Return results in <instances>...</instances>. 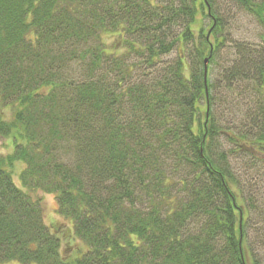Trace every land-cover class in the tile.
<instances>
[{
  "label": "trees",
  "instance_id": "obj_1",
  "mask_svg": "<svg viewBox=\"0 0 264 264\" xmlns=\"http://www.w3.org/2000/svg\"><path fill=\"white\" fill-rule=\"evenodd\" d=\"M235 1L264 28V0ZM216 2L0 0V105L13 108L0 136L14 148L0 153V264H264L247 246L249 227L264 245V94L250 123L261 134L232 138L258 172L241 176L213 150ZM199 14L216 43L202 29L196 41ZM187 45L189 65L164 61ZM247 75L264 88L250 51L226 71ZM27 190L55 194L71 227L47 224Z\"/></svg>",
  "mask_w": 264,
  "mask_h": 264
},
{
  "label": "rangeland",
  "instance_id": "obj_2",
  "mask_svg": "<svg viewBox=\"0 0 264 264\" xmlns=\"http://www.w3.org/2000/svg\"><path fill=\"white\" fill-rule=\"evenodd\" d=\"M158 1L166 4L170 0ZM257 1L259 2L260 0ZM216 9L218 15L223 20L222 24L224 29L221 40H224V42L220 52L217 54L216 61L213 64L208 63V82L213 85V90H210V93L216 97L215 103L217 101L213 108L211 106L209 108L217 120L218 128L223 133L213 142V150L215 153H225L234 170L238 171L241 176L247 175L250 177V174L256 175L258 172L249 170L246 173L247 170H244V168L247 167V164H250V160L240 150L242 142L234 143L232 138H236L237 135L246 131L252 137H257L261 134V130L256 125L252 126L250 123H252V109L260 99L261 92L264 94V88L259 91L256 82L249 80L247 78L248 75L246 79H234L232 82H229L226 77V71L233 66L238 67L241 65L242 55L245 51H250L251 55L257 61L261 59L264 61V41L262 39L264 28L258 23L257 19L248 14L235 0H217ZM210 24V18H204L200 14L197 16L196 24L192 27L196 33L197 42L199 41V34L202 29L209 37V40L212 43H216L215 34L211 30ZM174 31L180 32L181 28L175 26ZM115 40L116 37H109L107 41L111 44ZM191 48L190 45H187L186 52L183 47L175 48L170 55L164 57V61H172L181 57L189 65L191 61ZM206 109L208 110V103L203 101L202 113L200 115L203 123L205 122ZM0 113L6 120H11L13 117V108L0 105ZM228 133L233 136L228 135ZM13 150L12 140L0 136V153L10 154ZM24 168L25 165L22 162H18L13 168L15 183L20 188H22L20 175ZM177 171L183 173L184 169L180 168ZM260 172L263 173V171ZM175 181L177 182L178 180ZM180 188L181 186L178 187L177 192L183 194V197L185 193ZM27 192L30 193L33 199L43 201L44 216L47 224L51 226L52 223H60L62 221L71 227V223L61 218L57 213L58 205L55 194L44 193L39 190H27ZM251 228L253 227H249L247 246H254L253 250L256 252L255 254L263 259L264 245L260 242L261 230ZM8 264L20 263L11 262Z\"/></svg>",
  "mask_w": 264,
  "mask_h": 264
},
{
  "label": "water",
  "instance_id": "obj_3",
  "mask_svg": "<svg viewBox=\"0 0 264 264\" xmlns=\"http://www.w3.org/2000/svg\"><path fill=\"white\" fill-rule=\"evenodd\" d=\"M208 60L209 59L205 60V81L206 82H207V76H208ZM206 94H207V96L209 95L208 89L206 90Z\"/></svg>",
  "mask_w": 264,
  "mask_h": 264
}]
</instances>
